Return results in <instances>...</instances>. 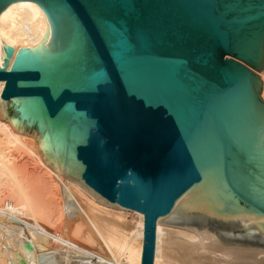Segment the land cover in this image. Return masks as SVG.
<instances>
[{
	"label": "water",
	"instance_id": "water-1",
	"mask_svg": "<svg viewBox=\"0 0 264 264\" xmlns=\"http://www.w3.org/2000/svg\"><path fill=\"white\" fill-rule=\"evenodd\" d=\"M18 0H0V12ZM0 40V119L102 204L264 264V0H32ZM35 232V231H34ZM46 244L48 237L42 235Z\"/></svg>",
	"mask_w": 264,
	"mask_h": 264
},
{
	"label": "bare ground",
	"instance_id": "bare-ground-1",
	"mask_svg": "<svg viewBox=\"0 0 264 264\" xmlns=\"http://www.w3.org/2000/svg\"><path fill=\"white\" fill-rule=\"evenodd\" d=\"M44 16L32 0L14 1L0 12V40L13 48L7 70L27 47L14 35L12 22ZM255 73L264 104V69ZM24 157L35 171L27 169ZM52 209L51 221L44 222L42 216ZM227 218L244 228L254 223L264 233V214ZM42 235L48 237L46 244ZM196 240L188 229L157 224L153 264H259ZM143 244L144 221L136 214L102 204L53 171L42 161L33 137L14 133L0 119V264H141Z\"/></svg>",
	"mask_w": 264,
	"mask_h": 264
},
{
	"label": "rangeland",
	"instance_id": "rangeland-1",
	"mask_svg": "<svg viewBox=\"0 0 264 264\" xmlns=\"http://www.w3.org/2000/svg\"><path fill=\"white\" fill-rule=\"evenodd\" d=\"M27 158H25L24 157V161L26 160ZM27 161H29L28 159L25 161V163L27 162ZM32 162H27V164H28V166H27V169L29 170V171H31V172H33V171H35L36 169L34 168V166H33V163L31 164ZM33 166V167H32ZM52 212H54V210L52 209L51 211H50V214L49 215H47V216H42V219H43V221L44 222H47V223H49L50 221H51V218H50V216L52 215L51 213ZM49 227H50V225H48ZM167 227H170V226H167ZM241 227V226H240ZM170 228H172V229H179V228H176V227H170ZM241 228H244V227H241Z\"/></svg>",
	"mask_w": 264,
	"mask_h": 264
}]
</instances>
